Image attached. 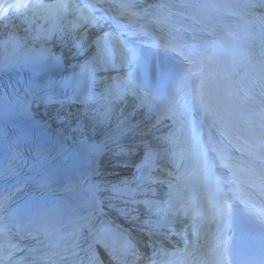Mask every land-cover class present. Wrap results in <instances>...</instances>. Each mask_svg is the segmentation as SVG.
<instances>
[{
  "label": "snow or ice",
  "instance_id": "snow-or-ice-1",
  "mask_svg": "<svg viewBox=\"0 0 264 264\" xmlns=\"http://www.w3.org/2000/svg\"><path fill=\"white\" fill-rule=\"evenodd\" d=\"M41 5H34L33 7H40ZM86 7H90L89 5H85ZM22 7H27V4L19 2L17 0L16 3H9V0H0V17H4L7 13L12 9H18ZM99 18H93L92 23H95ZM138 33H130V35H137ZM86 39V38H84ZM84 39L81 40V44L84 43ZM109 40H117V44L120 48V61L119 64L113 62L111 58H107L104 56V52L106 49V42ZM98 49V54L100 59L105 63L106 68L123 73L125 69H127L126 73L119 75L118 77L112 78L111 82L107 84L106 91L108 92V102L109 109L111 108L113 101H119L124 99L127 93H132L136 97H139L141 102H145L150 99L147 96V93L143 92L134 79V68L133 65L136 64L139 58V50L134 47H125L123 42L119 41L114 32L109 31L104 33L101 37H98L95 41ZM152 47L164 49L167 46L160 45L157 43H153ZM175 50V49H173ZM38 104H51L56 101L53 100L52 97L46 96H34L33 97ZM70 100V98H69ZM63 103V101H61ZM30 107V104L29 106ZM28 110V108H26ZM97 150V149H94ZM40 187H44V184L39 185ZM20 189H16L19 191ZM101 190V185L99 183H91L88 185V191L91 193L92 197L95 198V193ZM117 189L115 186L113 187V191ZM9 199L8 196L0 198V206H3V202ZM213 216L212 219L222 223L225 229H230V202L229 201H220L213 205ZM221 237L216 240L214 245L215 249H221L225 253L227 252L230 238L224 233V229H221ZM131 254H134L132 251ZM11 255V253H10ZM2 264V261H0ZM220 264H227V256L225 255L223 259L220 261Z\"/></svg>",
  "mask_w": 264,
  "mask_h": 264
},
{
  "label": "bare ground",
  "instance_id": "bare-ground-1",
  "mask_svg": "<svg viewBox=\"0 0 264 264\" xmlns=\"http://www.w3.org/2000/svg\"><path fill=\"white\" fill-rule=\"evenodd\" d=\"M49 25L55 27V26H56V22H54V21H50ZM54 29H58V28H54ZM15 33H16V34H20V35H21L26 41H27V40L30 38V36H31L30 31H29L28 28H23V29H22L21 27H19V29H18ZM11 34H12L11 31H7V32L5 33L6 38H4L3 41H4L5 39H9V40H11V41L13 42V45H15V41H16V39H15V37H14V38H11V37H10Z\"/></svg>",
  "mask_w": 264,
  "mask_h": 264
},
{
  "label": "clouds",
  "instance_id": "clouds-1",
  "mask_svg": "<svg viewBox=\"0 0 264 264\" xmlns=\"http://www.w3.org/2000/svg\"><path fill=\"white\" fill-rule=\"evenodd\" d=\"M41 8H45L47 7V5L45 4H41L40 6ZM141 260V256L140 255H136V258L135 260H133L131 262V264H138V262ZM120 264H128V262L126 260H121L120 261ZM144 264H156V261L155 260H152V259H148V258H144Z\"/></svg>",
  "mask_w": 264,
  "mask_h": 264
}]
</instances>
